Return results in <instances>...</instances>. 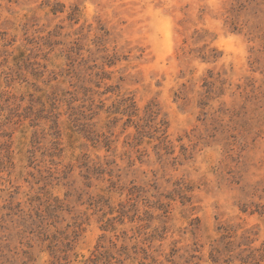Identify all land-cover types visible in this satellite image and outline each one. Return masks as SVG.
I'll return each instance as SVG.
<instances>
[{
    "label": "rangeland",
    "instance_id": "obj_1",
    "mask_svg": "<svg viewBox=\"0 0 264 264\" xmlns=\"http://www.w3.org/2000/svg\"><path fill=\"white\" fill-rule=\"evenodd\" d=\"M0 264H264V0H0Z\"/></svg>",
    "mask_w": 264,
    "mask_h": 264
}]
</instances>
